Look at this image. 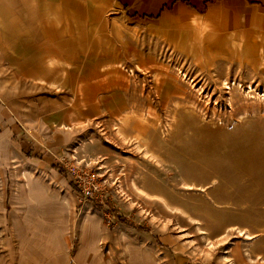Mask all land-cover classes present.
<instances>
[{
  "label": "rangeland",
  "instance_id": "374dc122",
  "mask_svg": "<svg viewBox=\"0 0 264 264\" xmlns=\"http://www.w3.org/2000/svg\"><path fill=\"white\" fill-rule=\"evenodd\" d=\"M38 2L40 36L3 40L0 85L15 93L0 95V142L8 148L0 149L2 242L15 238V204L30 179L69 200L77 232L74 258L39 264H77L89 215L111 264H131L128 240L158 264H264L248 256L264 254V161L248 171L238 165L264 154V55L253 39L198 32L167 39L114 0ZM42 100L47 127L25 114ZM140 115L149 150L139 140Z\"/></svg>",
  "mask_w": 264,
  "mask_h": 264
},
{
  "label": "crops",
  "instance_id": "0c3cea01",
  "mask_svg": "<svg viewBox=\"0 0 264 264\" xmlns=\"http://www.w3.org/2000/svg\"><path fill=\"white\" fill-rule=\"evenodd\" d=\"M114 1L129 16L155 22L167 39L174 38L177 34L190 32L207 35L238 33L253 39L254 46H257L264 55V0ZM38 4V0H0L1 68H3L2 61L6 54V45L3 40L25 37L35 39L40 36L38 22L43 20L40 19ZM46 101L42 100L40 106L35 103V106L31 107L29 115L25 112L31 122L35 121L36 124L42 122L44 127L49 126L46 121L43 123V117L49 111L48 106L45 105ZM15 102L17 100L12 101L20 113L19 108L21 106L16 105ZM67 138H71L70 134L65 139ZM55 140L61 144L66 142L61 140V135L56 136ZM4 151L7 154L5 149ZM44 163L46 167L44 171L51 174L52 172L48 169V161ZM29 164L35 167L41 165L32 159ZM52 176L57 177L53 174ZM27 184L22 194L18 192L20 194L15 204V215L12 218L15 238L8 242V245L0 239V264H39L37 258H74L72 248L77 232L76 223L73 225L71 223L73 214L71 203L69 200L63 202L65 210L62 212V216L65 223L55 224L51 220L53 217H49V210L42 209L45 204L55 198L52 188L48 183L41 180H31ZM22 195L25 197L19 199ZM30 196H35L37 200L43 201L42 203L34 202V206L29 208L24 205V202ZM58 202L61 203L60 200ZM89 217L90 215L87 218ZM87 218L80 224V241L75 252V258H103L99 239V249L96 251V221H93L92 218L87 220ZM97 224L101 233L99 222ZM86 231L89 232L88 237L94 233V238L87 239Z\"/></svg>",
  "mask_w": 264,
  "mask_h": 264
},
{
  "label": "bare ground",
  "instance_id": "6f19581e",
  "mask_svg": "<svg viewBox=\"0 0 264 264\" xmlns=\"http://www.w3.org/2000/svg\"><path fill=\"white\" fill-rule=\"evenodd\" d=\"M121 26H123V25H121ZM124 28H127V27H124ZM130 31H133V34L137 33L138 28H134ZM170 42H173V41H170ZM51 62H53V60ZM227 83L229 85V88H231L233 90L234 87L232 86V84L230 82H227ZM14 93H15V86L10 87V86H7V84L5 86L0 85V95L1 96H2V94H4V96L6 95L7 97H12V96H14ZM128 118H129V116H127L123 119V123H122L123 125L120 126V129H124V126L126 125V123L128 121ZM63 127H69V126L63 125ZM136 127L139 130V136H140L139 140L143 141L147 145V148L149 150V148L151 147V143H150L151 138H150V135H147V129L149 127L148 119L146 117H144L143 115H140L138 120H137ZM1 137H2V139H4L5 135H2ZM0 145H1L0 149H3V150L7 149V147L5 148L3 146L4 145L3 141L0 142ZM51 146H53V145H51ZM259 155L260 156L254 155L253 157H249V158L246 157L242 161V163L238 164V165L239 166L242 165L241 167H244V169L246 171H248V169H250V168L253 169L258 163H260L261 160L264 161V154L263 155L259 154ZM30 181L31 180L29 179V183H30ZM187 184H188V186L191 185L190 183H187ZM31 187L32 186L30 185V188ZM134 187L136 189L142 191V192H145L149 196H152V194H149L148 192H146L145 189H142L136 181L134 182ZM159 200L163 201L164 203L165 202L167 203L166 199L163 196L159 195ZM42 201L43 200H37V198L35 196H30L28 198V200L24 202V205L29 207V208H32L35 204L34 202H41L42 203ZM171 208L174 209L175 207H171ZM42 209L49 210V217H53V219H51V220L55 224L65 223V220L62 216V212L65 210V207H64L63 203L58 202V198H54L51 202H49L48 204H45V206ZM97 225L98 224L96 222V229H97V239H96V243H95L96 251H98V249H99L98 239L100 240L99 244H101V239L103 238V235L100 233L99 227ZM93 227H95V225H93ZM90 234H91V232H90ZM85 235H86L87 239L94 238L93 236H95L93 233L92 235H90L88 237L89 232H87V231L85 232ZM209 244H210V249H209V251H210L216 243L213 241H210ZM125 246L128 249V257L130 258L131 264H158L153 259L154 256L149 251H146L141 244H138L136 242L132 243L131 241L128 240V241H125ZM118 247H119V249H121V247H123L121 242H118ZM248 256L251 260H255V258H257L258 256L264 259V254H261V253L257 254L256 256H252L250 254ZM42 262L45 264V261H42ZM77 264H111V259L104 260L103 258H99V259L98 258H77Z\"/></svg>",
  "mask_w": 264,
  "mask_h": 264
},
{
  "label": "built area",
  "instance_id": "2783aa9c",
  "mask_svg": "<svg viewBox=\"0 0 264 264\" xmlns=\"http://www.w3.org/2000/svg\"><path fill=\"white\" fill-rule=\"evenodd\" d=\"M76 173H77V177H81V175L78 173V171Z\"/></svg>",
  "mask_w": 264,
  "mask_h": 264
}]
</instances>
